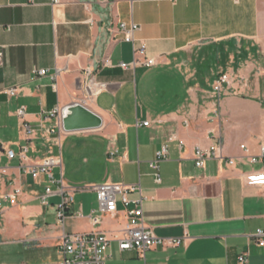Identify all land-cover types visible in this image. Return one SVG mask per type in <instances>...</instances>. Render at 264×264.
Instances as JSON below:
<instances>
[{
  "label": "crops",
  "instance_id": "1",
  "mask_svg": "<svg viewBox=\"0 0 264 264\" xmlns=\"http://www.w3.org/2000/svg\"><path fill=\"white\" fill-rule=\"evenodd\" d=\"M122 24L146 46L128 70L136 57ZM263 49L264 0H0V198L14 199L2 202L0 264H57L64 234L97 232L111 241L105 264H264V186L248 179L264 174L248 162L264 146ZM76 102L102 117L100 130L59 129L53 114ZM219 145L223 158L198 167L197 151ZM164 147L157 182L151 163ZM51 157L61 160L52 179L33 178ZM105 184L139 186L127 198L143 197L144 223L180 245L145 262L121 252L129 208L119 199L102 213L92 188ZM61 185L74 198L64 222Z\"/></svg>",
  "mask_w": 264,
  "mask_h": 264
},
{
  "label": "built area",
  "instance_id": "2",
  "mask_svg": "<svg viewBox=\"0 0 264 264\" xmlns=\"http://www.w3.org/2000/svg\"><path fill=\"white\" fill-rule=\"evenodd\" d=\"M121 32L124 34V40L127 43H132L134 45V54L136 57L135 63L133 65H123L121 67L125 70L130 69L132 66L137 65V56L143 55L146 50L145 44H142L140 47H135V32L138 30V27L133 25L131 28H127L126 25L122 24L120 28ZM262 55L264 57V49L262 51ZM3 53L0 50V66L3 65ZM147 67H152L156 65L155 59H149L145 62ZM93 71L91 69L87 70V79L85 85L91 89L92 80H90V76ZM47 74V71H40L38 75L44 76ZM227 81V76H223L219 81L215 83V91L219 95L222 93V84ZM9 96L16 95V90H11L7 92ZM97 94V93H93ZM61 111H57L53 114L54 117L59 119V129L61 130V120H60ZM20 116L24 115V110L19 112ZM144 126H149V122L144 123ZM50 133H55V129L49 130ZM242 149H245L243 146ZM261 154L258 157H250L248 162L251 164H256L259 161L264 163V146L261 148ZM28 153V148H23L22 150V158L25 159ZM167 148L164 147L158 154L157 159L151 163V168L155 170L156 181L160 182L159 175V165L167 156ZM10 159L15 157V153L13 151H9L7 153ZM197 158V166L203 167L206 160L210 159H222L221 154V146L219 145L217 148L212 149L210 151H204L199 149L196 154ZM229 165L235 164L234 160L228 161ZM61 160L56 158H47L40 166H37L31 170V174L33 178L37 179L41 175H46L50 179H52L51 169L55 166H60ZM249 183L252 185L264 186V174L253 173L249 176ZM70 189L61 185L58 189L59 193L63 196V203L60 205L58 209V217L60 222H64L66 218V213L68 207L73 203L74 198L72 193L69 191ZM93 191L97 193L98 202L100 211L104 214H115L118 212V204L119 199H121L122 203L125 205L128 216V225L126 230L124 231V235L119 242V249L121 252L126 251H136L140 257V259L144 260L146 253L158 246H179L180 240H165L158 238L155 235L152 228L147 226L144 220V212H143V197L130 201L127 198L128 193L130 192H141L139 186H124V185H113V184H105L100 186H95L92 188ZM52 193L50 187L46 190V195ZM45 201V197L43 198ZM10 200L11 203H14V199L11 196H4L0 198V213L3 211L2 202ZM98 220H95L97 223ZM259 239V246L264 245V232L258 231L256 235ZM111 247V241L105 233L97 232L90 235H75V234H64L62 239L59 242L58 250L62 257V259L57 264H105L107 259L111 256L109 254V250ZM240 263H246L247 258L246 255H243L239 258Z\"/></svg>",
  "mask_w": 264,
  "mask_h": 264
},
{
  "label": "water",
  "instance_id": "3",
  "mask_svg": "<svg viewBox=\"0 0 264 264\" xmlns=\"http://www.w3.org/2000/svg\"><path fill=\"white\" fill-rule=\"evenodd\" d=\"M61 128L64 133L97 131L103 127L101 116L83 103H73L61 110Z\"/></svg>",
  "mask_w": 264,
  "mask_h": 264
},
{
  "label": "trees",
  "instance_id": "4",
  "mask_svg": "<svg viewBox=\"0 0 264 264\" xmlns=\"http://www.w3.org/2000/svg\"><path fill=\"white\" fill-rule=\"evenodd\" d=\"M219 63L220 61H207L206 66L203 68H205L206 70L213 68V67L217 68L219 66ZM220 76L221 75H219L218 78H220Z\"/></svg>",
  "mask_w": 264,
  "mask_h": 264
},
{
  "label": "rangeland",
  "instance_id": "5",
  "mask_svg": "<svg viewBox=\"0 0 264 264\" xmlns=\"http://www.w3.org/2000/svg\"><path fill=\"white\" fill-rule=\"evenodd\" d=\"M85 187H91V186H89V185H85ZM84 188V187H83Z\"/></svg>",
  "mask_w": 264,
  "mask_h": 264
}]
</instances>
